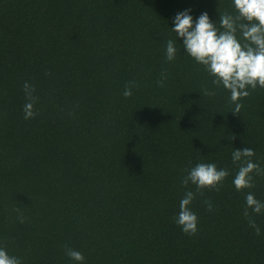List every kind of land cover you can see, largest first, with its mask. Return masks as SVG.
<instances>
[{"label": "trees", "instance_id": "trees-1", "mask_svg": "<svg viewBox=\"0 0 264 264\" xmlns=\"http://www.w3.org/2000/svg\"><path fill=\"white\" fill-rule=\"evenodd\" d=\"M184 9L218 28L236 14L232 0H0V247L20 264H77L68 249L83 264H264V213L244 215L247 193L264 201V87L231 112L171 30ZM244 147L259 169L237 191ZM197 163L228 175L184 185ZM187 191L192 235L174 220Z\"/></svg>", "mask_w": 264, "mask_h": 264}, {"label": "clouds", "instance_id": "clouds-1", "mask_svg": "<svg viewBox=\"0 0 264 264\" xmlns=\"http://www.w3.org/2000/svg\"><path fill=\"white\" fill-rule=\"evenodd\" d=\"M232 6L235 16L219 13V28L216 26L217 21H213L207 11L194 18L190 9H184L172 18L171 30L176 40L183 45L184 51L198 64H202L213 77V83L229 90L230 100L235 104L231 112L240 113L241 104L238 101L249 95L248 89L264 87V0H232ZM176 40L169 39L166 43L165 56L169 61L176 58ZM24 91L28 97L24 105V118L29 119L35 115L34 89L25 82ZM131 94V88L125 87L123 95ZM203 94L211 93L205 91ZM253 155L254 150L249 147L235 148L232 152L233 163L239 164V170L232 181L237 191L251 187L250 174L259 169L258 164L247 159ZM227 175V170L218 169L215 163H197L187 170L182 183L187 185L191 182L197 190L216 187ZM193 199L192 191L185 192L174 217L175 223L188 235L198 230V216L190 207ZM245 204V216L249 215L248 209L256 214L264 213V201L256 199L251 192L246 194ZM211 207L209 203L208 208ZM249 224L257 234L260 233L254 220L250 219ZM67 255L77 264H83L84 256L80 251L68 249ZM0 264H20V260L10 255L6 248L0 247Z\"/></svg>", "mask_w": 264, "mask_h": 264}]
</instances>
